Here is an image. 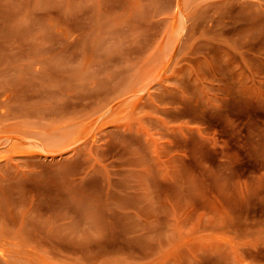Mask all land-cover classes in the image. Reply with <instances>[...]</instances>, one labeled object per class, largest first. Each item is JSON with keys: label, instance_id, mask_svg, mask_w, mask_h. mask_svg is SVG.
<instances>
[{"label": "rangeland", "instance_id": "obj_1", "mask_svg": "<svg viewBox=\"0 0 264 264\" xmlns=\"http://www.w3.org/2000/svg\"><path fill=\"white\" fill-rule=\"evenodd\" d=\"M0 264H264V0H0Z\"/></svg>", "mask_w": 264, "mask_h": 264}]
</instances>
